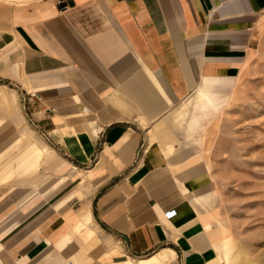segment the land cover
<instances>
[{
    "label": "crops",
    "instance_id": "1",
    "mask_svg": "<svg viewBox=\"0 0 264 264\" xmlns=\"http://www.w3.org/2000/svg\"><path fill=\"white\" fill-rule=\"evenodd\" d=\"M3 1L0 264H219L206 132L264 0Z\"/></svg>",
    "mask_w": 264,
    "mask_h": 264
},
{
    "label": "rangeland",
    "instance_id": "2",
    "mask_svg": "<svg viewBox=\"0 0 264 264\" xmlns=\"http://www.w3.org/2000/svg\"><path fill=\"white\" fill-rule=\"evenodd\" d=\"M30 2L0 0V6L15 8ZM260 36L261 42L238 76L229 100L212 129L206 132L210 136L205 141V164L213 184V227L219 234L227 235L219 264H264V35ZM11 89L15 90L5 88L14 93ZM16 92L20 113L25 94L17 88ZM22 125L27 126L24 121ZM15 136L17 128L8 127L3 121L0 138ZM20 144L11 149L12 153L17 152ZM11 151L0 157V168L3 161L10 159ZM4 191L5 185H0V194ZM151 254L143 259L154 255ZM164 258L168 264H178L170 255Z\"/></svg>",
    "mask_w": 264,
    "mask_h": 264
},
{
    "label": "built area",
    "instance_id": "3",
    "mask_svg": "<svg viewBox=\"0 0 264 264\" xmlns=\"http://www.w3.org/2000/svg\"><path fill=\"white\" fill-rule=\"evenodd\" d=\"M57 4H58V5H61V4H62V1H58Z\"/></svg>",
    "mask_w": 264,
    "mask_h": 264
}]
</instances>
